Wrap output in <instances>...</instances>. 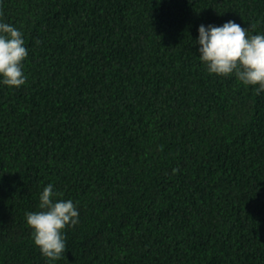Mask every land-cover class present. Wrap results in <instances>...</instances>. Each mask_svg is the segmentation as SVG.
<instances>
[{
	"label": "trees",
	"instance_id": "16d2710c",
	"mask_svg": "<svg viewBox=\"0 0 264 264\" xmlns=\"http://www.w3.org/2000/svg\"><path fill=\"white\" fill-rule=\"evenodd\" d=\"M26 84L0 85V264H48L25 213L79 209L52 264H264V93L194 41L264 0H0Z\"/></svg>",
	"mask_w": 264,
	"mask_h": 264
},
{
	"label": "clouds",
	"instance_id": "9594fccd",
	"mask_svg": "<svg viewBox=\"0 0 264 264\" xmlns=\"http://www.w3.org/2000/svg\"><path fill=\"white\" fill-rule=\"evenodd\" d=\"M194 41L199 45L197 56L209 74L234 75L253 91L264 93V32L249 33L248 27L232 19L220 25L201 23ZM28 47L20 28L0 18V85L17 89L26 84L24 61ZM62 194L52 183L39 193L38 211L25 213L31 228L33 244L48 264L59 260L66 250L65 228L79 223V209L71 198Z\"/></svg>",
	"mask_w": 264,
	"mask_h": 264
}]
</instances>
